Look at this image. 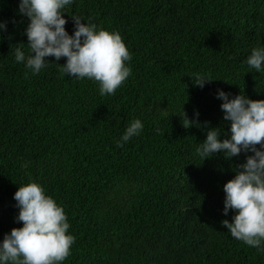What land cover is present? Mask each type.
<instances>
[{"label": "trees", "instance_id": "1", "mask_svg": "<svg viewBox=\"0 0 264 264\" xmlns=\"http://www.w3.org/2000/svg\"><path fill=\"white\" fill-rule=\"evenodd\" d=\"M18 3L0 0V240L22 227L14 193L34 180L75 237L61 264H264L221 223L234 214L223 213V185L245 154L196 152L205 122L230 133L218 89L264 99V73L245 62L264 47V0H74L69 34L79 15L119 32L132 56L131 75L103 96L98 82L62 74L66 58L35 75L15 61L28 24ZM195 72L216 80L194 86ZM183 108L202 127H184ZM136 118L141 134L117 146Z\"/></svg>", "mask_w": 264, "mask_h": 264}, {"label": "clouds", "instance_id": "2", "mask_svg": "<svg viewBox=\"0 0 264 264\" xmlns=\"http://www.w3.org/2000/svg\"><path fill=\"white\" fill-rule=\"evenodd\" d=\"M73 3L74 0H19L18 14L28 19L27 43L14 44L15 61L24 63L35 75L51 62L48 57L56 61L63 57L66 63H56L62 65V74L98 82L102 96L115 94L131 75V67L126 63L132 59L130 51L119 32L87 22L79 15H71L74 31L69 34L64 14ZM7 24L8 21L0 20V38L7 32ZM245 62L249 68L264 73V47L252 48ZM189 76L194 86L200 88L216 80L201 72ZM216 97L222 101L224 120L231 122L230 133L221 138L222 129L205 122L209 124L204 129L206 138L196 152L203 160L218 153L229 160L245 154V161L233 168L234 177L223 185V213L227 216L231 210L234 214L231 221L224 219L221 223L233 238L264 251V99H252L241 92L232 96L223 89L217 90ZM176 114L182 117L184 127H202L198 111L194 119L188 117L184 108ZM143 128L141 119L132 120L117 146L139 136ZM14 200L19 209L15 219L22 222V227H13L0 240V264L65 261L75 237L68 231L70 223L63 206L34 180L19 185Z\"/></svg>", "mask_w": 264, "mask_h": 264}]
</instances>
